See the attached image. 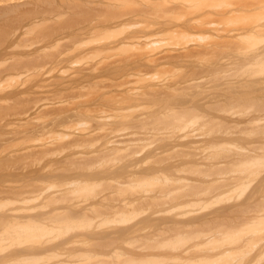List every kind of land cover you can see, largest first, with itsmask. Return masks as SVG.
Here are the masks:
<instances>
[{
  "label": "bare ground",
  "instance_id": "bare-ground-1",
  "mask_svg": "<svg viewBox=\"0 0 264 264\" xmlns=\"http://www.w3.org/2000/svg\"><path fill=\"white\" fill-rule=\"evenodd\" d=\"M191 1L175 2L165 10L192 9ZM142 7L122 11V18L116 20L125 25L130 22L133 30L125 29L129 31L125 36L100 44L99 48L98 44L83 47L81 36L95 30L89 24L75 29L71 25H52L47 19L24 16L15 3L0 6V132L37 133L41 130L32 144L34 148H28L27 153L23 150L19 159V153L13 152L17 155L11 156V153L12 159L5 157V160L17 159L23 164L20 166L34 172L41 169L35 170L36 163L29 162L34 160L32 155H37L35 159L51 161L50 166L44 164L46 170L53 168V180L47 182V187H43L45 181L42 179V187L39 180L38 184L35 181L36 185L32 182L18 199L0 195V227L3 226L0 228V264H18L19 261L26 264V260L29 264H87L81 257L93 256L98 249L101 251L99 246L104 252L97 254H121L117 244L123 241L119 239L115 244V236L142 221L143 226H133L135 229L130 234H136L134 231L140 228L138 233L144 232V227L150 223L144 224L150 219L142 215V208L149 206L151 209L155 204L152 199L160 200L157 202L160 205L172 202L163 210L164 214L170 209L181 208L182 213L176 210L179 216L173 218L180 226L166 224V227L172 225V231L166 230V234L162 225H157L159 219L156 221L155 217V223L151 219L153 226H160L163 231L150 234L151 244L147 242L151 246L145 245L146 242L141 245L142 240L134 243L137 238L132 239L133 242L129 239L135 247L141 245L142 252L135 256L136 260L131 258L128 262L125 258L120 262L121 256L116 258L115 255L120 262L117 264H264V225H261V222L264 224V199L259 198L261 204L258 200L252 203L259 204L258 208L250 202L259 191H255L258 189L255 186H264V41L260 44L256 40L260 45L255 44L258 49H250L254 52H241L239 56L236 53L230 58L226 53L228 57L219 58L222 55H214L218 52L213 48L209 53L213 51L215 59L206 55L207 49L202 53L196 47L171 48L155 54L134 51L103 64L108 60L103 47L121 49L147 37L141 29L142 17L157 11ZM239 9L229 11L235 13ZM194 12L200 17L222 13L211 8ZM168 30L164 32L172 31ZM229 30L233 36L245 39L249 34L252 38L259 30L264 31V23L250 22V25ZM233 36L230 35L233 40L226 39L234 41ZM222 42V46L229 44ZM237 47V51L242 49ZM227 48L230 47L224 48L225 51L232 50ZM183 62L192 66L189 71L179 70ZM109 68L115 75L111 81L106 80L108 75L102 74ZM22 121L28 126L17 125ZM59 151L65 153L62 159L56 156ZM253 187L255 193L251 192L250 200L243 198ZM112 196L117 199L107 204L110 200L107 197L112 200ZM6 199L20 204L9 209L8 202L3 201ZM33 200L35 203L48 200L45 204L48 208L37 211L33 205L28 206ZM145 203L148 205H142ZM245 203L254 207L250 206V213L254 209L257 212L253 218H242L241 221H245L238 225L239 228L233 217L229 218L234 220L232 225L237 223L236 229L229 223L228 229L222 230L224 224L218 217L213 224L219 219L221 228L217 223L216 228L210 223L211 216L236 214ZM229 221L223 223L228 225ZM95 223L112 224L106 228V233L114 237L109 239L105 235L107 239L104 240L100 235L105 231L88 229ZM206 223L207 228L203 227ZM173 225L179 230L175 231ZM188 226L190 228L186 229ZM193 226H200L203 231H196L198 227L194 229ZM230 226L233 229H229ZM190 229L192 234H197L188 236ZM84 231L98 234V241L102 239L99 243L93 236L91 239L90 235L86 236L84 242L86 239L93 240L91 243L97 241L92 244L93 251L87 249V245L81 248L85 244L79 237L83 239ZM129 232L123 233L126 238ZM241 232L244 233L241 235ZM15 239L20 242L13 245L11 241ZM105 241L109 242L108 247H114V241L115 248L106 251ZM58 245H62L59 248L62 252L56 250ZM75 248H81L79 253ZM132 252L136 254L137 249ZM59 254L74 257L49 259L51 255L61 257ZM249 254L254 257L247 259Z\"/></svg>",
  "mask_w": 264,
  "mask_h": 264
},
{
  "label": "rangeland",
  "instance_id": "rangeland-1",
  "mask_svg": "<svg viewBox=\"0 0 264 264\" xmlns=\"http://www.w3.org/2000/svg\"><path fill=\"white\" fill-rule=\"evenodd\" d=\"M186 1H188V0H186ZM175 2L178 4V2L179 3L183 2V0H46V1H41V0H37V1H33V0H0V6H5V5L10 4V3H15V4H17V7L21 10L20 12H22L24 16H26V17L36 16L37 18H39L41 20L47 19L52 25H62L64 27H70L69 25H71L75 29V28H78L79 26L86 27L89 24L95 30H92L90 33L86 34V36H81V38L83 39V44H84L83 47L84 46L92 47L93 45L98 44L99 48H100V44H105V43H107V42H109L111 40L118 39V38H120L122 36H125L129 31L131 32L133 30L132 29V25L130 26V22H128V24L125 25L124 23L116 20V19H121L122 18V16H121V14H122L121 12L122 11L124 12V11L128 10L129 8H130L129 10H132L133 8H137L138 6H139V10H140V7H142L141 5H144L146 7L147 6L150 7V8L152 7V9L155 8V12L156 11L158 12L159 11L158 8L162 7L160 9L161 11H159L158 13L156 12L155 14L152 15V13H154V10H153L151 14H147L145 17H142L144 22H142L143 27L141 29H142V33L146 34L147 37H143L142 39H138V41H135L132 44H130L128 46H125V47H123L121 49L120 48H112V49L109 50L108 48L106 49V48L103 47V49H105L104 53H103L104 57L106 59H108L107 61L102 62L103 64L104 63L107 64V63L111 62L118 55H124V54H127V53H132L134 51L135 52L144 53V54H155V53H157L160 50L171 49V48L172 49H179V50H187V48L188 49H193V48L196 47V50L197 51H202V53H204L203 50L207 49L208 51H207L206 55L208 57H209V55H211L210 56L211 58L214 57V55H218V54L222 55L219 58H221V57L224 58V56L228 57V55H230L229 56V58H230V57L235 56L236 53H237L236 56H239L242 53L243 54L247 53V51H248V53L254 52V49H258L259 48L258 45H260L264 41V39H263L264 38V31L263 30H259V32L254 34V36L252 38L250 36H248L249 35L248 34L247 37L250 38V39L248 38L249 40H247V37H245V39H244L240 35H239V37H237L238 35H236V36L234 35L235 36L234 37L233 36V32H231L232 30L231 31L229 30V29H236L238 26H241V25L242 26H247L248 24L250 25V22L252 24L255 23V24H258V25H261L262 23H264V0H198V1L197 0H192L190 2V3L193 4L192 9L181 8L180 7L178 9L175 8V9H172V10L168 9V11L165 10L166 7H168V6L170 7V5H172L173 3L174 4L172 6H174ZM153 3H155V4L157 3L159 5V7H158V5H154ZM237 7L240 8L237 12L232 13V12L229 11V10L237 8ZM206 8H211V9L217 10L218 12H222V13L219 14V15L205 14V15H201L202 17H200V15H196L195 12H194V11H201V10H204ZM145 9H148V8L144 7V10ZM194 9H197V10H194ZM116 11H119V12L116 13ZM133 11H134V9H133ZM146 11H148V10H146ZM144 18H145V20H144ZM69 20H71L73 22L69 23ZM131 24H132V22H131ZM170 28L172 29L171 32H169V33H166V31L164 32V30H168ZM125 29H128L129 31H125ZM159 31H160L161 34L160 33L156 34ZM162 31L164 32L163 34H162ZM168 31H170V30H168ZM227 31H228V34H227ZM229 32H231V33H229ZM229 34L234 37V41H229V38H231V40H233V38L230 37ZM245 35H246V33H245ZM250 35H252V34L250 33ZM258 36H260L261 38L263 37V38L260 40V38H258ZM227 37H229V38L226 39ZM236 40H239V41L241 40L240 42L238 41V43L240 44L239 46L242 48L241 50L239 49V51H237L238 49L236 50V47L238 46V43H235V42H237ZM256 40L259 41L260 44ZM222 41H225V43L229 42V44H227V46H225L226 44L224 43L225 44L224 45L225 47H224V46H222V43H223ZM255 41L257 43H255ZM255 44H258V45H255ZM235 45H236V47H234ZM226 47H230L232 50H228V51L226 50L227 51L226 52L225 51ZM232 47H234V49ZM212 48L215 51V53H216V51L218 53L214 54L213 51H210L212 53H209V49H212ZM230 48H227V49H230ZM252 48H254L253 51L250 50ZM243 49H248V50H244L243 51ZM222 50H224V51L222 52ZM197 51H195V52H197ZM202 53H201V55H203ZM225 53L228 54V55H226ZM212 54H214V55H212ZM206 55L204 57H207ZM100 58L101 57H99L97 59H100ZM89 59H92V58L89 57ZM213 59H215V57ZM177 64H179V62H177ZM225 65H227V64H225ZM229 65H227V66H229ZM182 66H181L182 67L181 69L179 67V70L182 71L184 69L185 72L189 71L191 69V67H192V66L188 67L189 65H187L185 62H183ZM111 70L112 69L109 68V69H106V70H104L102 72V74L108 75V77L106 78L107 81H111L115 77V75L112 73ZM17 125L20 126V127H22V126L24 127L25 125L28 126V124L26 122H23V121L19 122V124H17ZM40 132H41V130H40ZM40 132H37V133H29V132H22V131L21 132H6V131L5 132H0V158H1L0 159V195L2 194L3 197L6 196V197L13 198V199H18V197H19L18 195H20L22 193V191H28L27 188H29V186L32 184V182L34 183L33 185H36L37 180H39L40 181V183H39L40 186H41V184L45 183V186L42 185L43 187H47L49 181H50V183L52 182L51 179L53 178V176H52L51 172H53L52 171L53 168L48 167L47 170L45 169V168H47L46 167L47 165L50 166L49 163L51 164V161H48L45 158H41L40 160H39V158L35 159L37 157V155H35V156L32 155V157H34V160L35 161L37 160V161L35 162L34 160H32V157H31L30 160H32V161L29 162V163H33V162L36 163L35 167H34L35 170L37 168H40L41 170H43V172H41V170L37 169L36 171L32 172L29 169H27V167L23 168L22 166H20V163H21V165H23V164H22V162L17 160V159H19L21 157V153H22L23 150H25L24 152L27 153L31 148H34V147H32L33 146L32 144H34L37 141L35 139L38 138V136H40ZM28 148H29V150L27 151ZM13 152L19 153V155H18L19 157L18 158L16 157L17 158L16 160L18 162H16L15 159L14 160H5V159H7L5 157H10L11 153H12L11 156L13 154H15ZM24 152H23V154H24ZM32 152H33V150H32ZM69 152L71 153V151H69ZM69 152H68V154H70ZM3 153H4V155H3ZM57 153L58 154L56 156L59 157V159H62L65 156L64 152H62L63 154L60 153V151L57 152ZM60 154H62V155H60ZM15 155H17V154H15ZM38 156H40V155H38ZM13 158H15V157L13 156ZM10 159H12V157H10ZM109 162H110V160H109ZM105 163H106V161H105ZM44 164H46V166H44ZM43 166H44V168L42 169ZM44 170H46V171H44ZM38 173L42 174L43 176L42 175H40V176L37 175ZM49 176H52V177H49ZM39 178H41V179H39ZM35 181H36V183H35ZM41 181H43L44 183L41 182ZM46 184H47V186H46ZM38 187H39V185H38ZM255 187H258V189L256 188V190H255ZM255 187L251 188L250 191L248 190L247 191L248 193L246 192L247 195L245 193V196L243 197L245 199L249 198V200H250V198L252 197L251 196V192L252 191L254 193H255V191H258V190L261 191L260 193H259V191L256 192L257 194H256L255 197H254L255 194L252 193V195L253 194L254 195H253V198H252L253 200H250L251 204L252 203L255 204L254 202H256V200L259 201L260 199H262V200L264 199V197H263L264 196V194H263L264 193V186H263V188H262V186H255ZM261 188H262V190H261ZM16 190H18V191H16ZM114 196L118 197L117 194H114ZM104 198H105V196H104ZM108 198H110V200H107ZM112 198L114 200L113 199L111 200V197H107V199H105V200H107V204L110 203V202L112 203V202L115 201V199H117V198H114L113 196H112ZM118 198H123V197L120 196ZM3 201H6L5 202V204H6L9 200L6 199V200H3ZM36 201H37L36 203H35L34 200L28 202V206L33 205L34 209H36L37 211H43L44 209L48 208V205L47 206L45 205L48 200L43 201V202L41 200H36ZM108 201H110V202H108ZM158 201H160V200H158V199H157V201H156V199H152L151 200L152 204L155 203L153 205V207H151V209H150L149 206H147V208H145L143 206V208H142L144 211L146 209H150V210H147L145 212L143 211L144 214H142L144 216H148L145 219H148V218L150 219L149 221L146 220L148 222H145V224H144L146 226V225H148L150 223V226L148 225L149 228H148V226L144 227V229L142 228L144 232H140V234H139L138 232L141 231V228L139 230V227H138L137 229L139 231L137 232L135 230L134 232H136V234H132V236L134 238H130V237H132L130 233H133L132 229H135L136 226H140V227L143 226L142 223H144V221H142V222H140L138 224H134L133 226H135V227L133 228V226H132V229L130 228L129 230L120 231L122 233V235L119 234L118 236H115V239H116L115 244H116L117 240L119 242L121 240V241H123L122 243L125 244L124 245L121 242L117 244V246H120L119 247V249H120L119 251H121V254H118V255L117 254H113V255L109 254V256H106L108 254H106V255L102 254L103 257H102V260H101V256L102 255L99 254V253L97 254L96 252H101V251L104 252V249L101 246H99L101 251L98 248H96V250L97 249L98 250L96 252H94L95 254H92L93 256L87 255L88 257L85 256V258H83V256L82 257L78 256V257H81L82 260H87V264H89V263L90 264H95L94 261H96V264H97V262L100 263L101 261H103V258L105 259L106 257L107 258L104 261H107L109 264H110L111 261L114 264H117V263H120V262H124L122 260L123 258H125V260L127 262L131 258H135V260H136V257H138L140 255V253L142 252V250L140 248L141 245L145 244V242H146L145 245L151 246L148 243L151 240V238H150L151 235L150 234L152 233V235H154L157 232L160 233L163 230H164L165 233L167 232L166 230H168L169 232L172 231V229H171L172 225L171 226H169V225L171 223L176 225L175 221H173V218L179 216L178 215L179 213H182L181 212L182 211L181 208H176L177 211H179V209H181V211H179V213H177V211L175 209H173L172 211L170 209V210H168V211L171 212V213L169 212L170 214L167 211L164 214L163 210H166L168 208V206L172 204V202H169V204H161L162 205L161 206L160 204H157ZM33 202H34L35 205L36 204L37 205L35 206L34 204H32ZM8 203H7V205L8 206L10 205L9 209L13 208V207L16 208L20 204V202H18V201L13 202V203L11 201V202H8ZM15 203H17V204H15ZM258 203H260V201ZM146 204L147 203L142 204V205H146ZM249 204L250 203H245V205H247L249 207L253 205V204L252 205L251 204L249 205ZM11 205H13V206H11ZM44 205L46 206V208L44 207ZM245 205H244V207L242 206L243 207V208H241L242 210L245 208ZM257 205H253V206H256V208H258L260 205L259 204H257ZM253 206H252V208H254ZM191 207L192 206L187 207V208H191ZM194 207H196V206H194ZM249 207L247 208V209H249V211H246V208L243 211H240L241 209L239 208V210L237 211L238 213L236 212V214H234V213L233 214H215L214 216H211L209 218V220L211 221L210 223L212 225H216V223L219 224L217 221L219 219H221L222 224H224V227L221 228V226H220L221 223L218 226H220L219 228L224 230V229H228L227 226H229V223H231V221L233 222L235 220L234 222L239 223V224L235 223V225L237 224L236 227H238V225H240L241 222L245 221V220L241 221L242 218H244V219L253 218L252 216H254L255 213L257 212L256 211L257 209L256 210L254 209V211H252L253 213H250L251 212V210H250L251 207L250 208ZM41 208H43V209H41ZM153 208L155 209L156 212H158V215H157V213L155 211H152L153 213L151 212V210H153ZM160 208L162 209V211H161ZM39 209H41V210H39ZM156 209H158V210H156ZM159 211L162 212V214ZM173 211L176 212V214ZM147 212H149V213L147 214ZM247 212H249V213L247 214ZM154 214L157 215V216H154ZM144 216H143V218H144ZM246 216H249V218H246ZM155 217H156V221H157V219H159L158 220L159 221L158 224H157V222H156V224L157 225L160 224V226L162 225V229L163 230H161L160 226L158 228L157 225L155 224L156 226L154 227L153 226L154 224L151 223L152 220L154 221L153 223H155ZM215 217L216 218L218 217L219 219H217L216 223L213 224V222L215 221L214 220ZM221 217H223V218H221ZM229 217H233L234 220H232L233 218L230 220ZM226 218H228L230 221L228 219L226 220ZM160 220H161V222H160ZM224 220H225V222L229 221L228 225L226 223H223ZM221 221H219V222H221ZM246 221H248V220H246ZM261 223H262L261 225H264L263 222H261ZM105 224L106 225L108 224V225L106 226ZM166 224H169L168 226H169V228L171 227L170 228L171 230L167 229L168 226L166 227ZM232 224L233 223H231L230 225H232ZM109 225H112V224L104 223L103 225L102 224L99 225L98 223H95L93 225H89L88 229H95V230L97 229V230H100L99 231L100 233H103V231H105L104 234L100 235L101 238H102V235H103L104 237L102 239H104L106 237H109V239H111L110 237H114V236H111L109 234L107 235V233H106L107 232L106 228ZM174 225H173V228L176 227V226H180V225H176V226H174ZM235 225H232V227H235ZM115 226H117V224ZM205 226L207 228L208 223L203 225V227H205ZM218 226L216 225L215 228L218 227ZM2 227L3 226L1 225L0 228H2ZM93 227H95V228H93ZM120 227H122V226H120ZM151 227H152V229H151ZM196 227H198V229H196ZM199 227L200 226H193V228L196 229V231L200 230ZM201 227H202V225H201ZM232 227L230 226L229 229H231ZM236 227L234 229H236ZM101 228L104 229V230H101ZM145 228H146V230H145ZM147 228H148V230H147ZM176 228H175V231L179 230L178 228L177 229ZM187 228H190V227L188 226V227H186V229ZM188 230H187V233L189 234L188 236H190L192 234V231L190 229V232H191L190 233ZM125 231H127V232L125 233ZM129 231H131V232H129ZM200 231H203V230H200ZM243 231L246 232L245 230H243ZM128 232H129V235H130L129 237H127L128 240L130 239L132 241V239H136L137 238L136 241L134 240L135 241L134 243H137V241H139V240H140V242H141V240L143 241V242L140 243L141 245L139 247L136 246L138 248L135 247L136 244L131 243L130 240H129V242H128V240H126L127 238H126L125 235ZM164 232H163V234H165ZM244 232H241V235ZM141 233L143 235H141ZM195 233L197 234V232H194L192 235H194ZM146 234H148L150 236L147 237ZM236 234H240V233H236ZM82 235H83V239L81 240V237H79L80 238L79 240H80V242L82 241L81 243H83L85 245H83L84 247L81 246V248H85V246L87 245L86 248L88 247V248L92 249V251H93L92 244H96V242L98 241L97 239L100 236H98V234H94L93 235V233H90V231H89V233L87 231L86 232L84 231L82 233ZM88 235H90L89 238L90 237L91 238L94 237L93 239L94 240L96 239L97 241L96 242L94 241L95 243H91V241L93 242V240H90L91 239L90 238L89 240L86 239L85 240L86 243H85L84 239L86 238V236L88 237ZM105 235H107V236L105 237ZM135 235H136V237H135ZM257 235H259V233L256 234V236ZM119 236L122 237V239ZM139 236H140V238H139ZM143 236H145V238L147 237L148 240H147V238L145 239ZM58 238H59V236H58ZM102 239L100 241H98V242L100 243L102 241ZM115 239H113V240H115ZM4 241H3V243H4ZM88 241H89V244H87ZM125 241L128 242V243H126ZM11 242H12L13 245H15V243L16 242H20V240H16L15 239V240H13ZM103 243L104 242H102V244ZM105 243H106V241H105ZM108 243H106L107 247L109 245ZM110 244L112 246V243H110ZM115 244H114V241H113L114 247H110L109 246L110 249H109V247L108 248L106 247L105 250L106 251L113 250L115 248ZM131 244H133L134 247ZM150 244H151V241H150ZM90 245H91L92 248L89 247ZM58 246L56 247V250H58L59 248L62 247V245H60L61 247L60 246L58 247ZM125 246H128L129 248L125 247ZM121 247L123 248L122 250H121ZM2 249H4V248H2ZM80 249L79 248H75L76 252H78V253H79ZM136 249H137V253L135 254V252H132V251H134V250L136 251ZM59 250L61 252L63 251L62 249H59ZM123 250L125 252H127V253H125ZM16 252H18V251H16ZM16 252H14V253H16ZM71 252H73V251H71ZM128 252L130 254L129 256H128ZM73 253H75V252H73ZM59 255H61V254H59ZM115 255H116V258L118 256L119 257L121 256L120 259L118 258L119 261L121 260L120 262L117 261V259L115 258ZM124 255H126V256H124ZM53 256L54 255H51V257L50 258L48 257V258L49 259L53 258L52 260H59V259H64V258L65 259H67V258L70 259L69 257H71L72 255H61V257L56 256V255L54 257ZM62 256H64V257L62 258ZM97 256L99 257L98 259H97ZM73 257H71V259ZM108 257L109 258L111 257L110 260L108 259ZM128 257H130V258H128ZM249 257H251V259H252L254 257V255L248 256L247 259H249ZM113 258H114V260L116 259L115 260L116 262L114 260H111ZM126 258H128V259H126ZM26 261H27L26 264H29L30 261L29 260H26ZM49 261L50 260H48V262ZM104 261H103V263L101 262V264L107 263V262H104ZM130 261H132V259ZM131 263H133V262H131ZM18 264H20V261L18 262ZM64 264H65V262H64ZM66 264H67V262H66Z\"/></svg>",
  "mask_w": 264,
  "mask_h": 264
}]
</instances>
